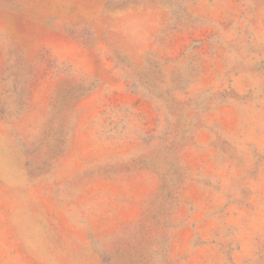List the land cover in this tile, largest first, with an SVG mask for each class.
<instances>
[{
	"label": "rangeland",
	"instance_id": "rangeland-1",
	"mask_svg": "<svg viewBox=\"0 0 264 264\" xmlns=\"http://www.w3.org/2000/svg\"><path fill=\"white\" fill-rule=\"evenodd\" d=\"M0 264H264V0H0Z\"/></svg>",
	"mask_w": 264,
	"mask_h": 264
}]
</instances>
